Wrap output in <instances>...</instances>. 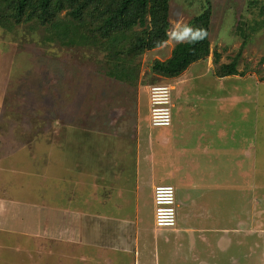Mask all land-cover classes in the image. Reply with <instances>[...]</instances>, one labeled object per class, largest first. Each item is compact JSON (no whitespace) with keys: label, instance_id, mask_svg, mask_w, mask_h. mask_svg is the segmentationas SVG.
Segmentation results:
<instances>
[{"label":"rangeland","instance_id":"obj_1","mask_svg":"<svg viewBox=\"0 0 264 264\" xmlns=\"http://www.w3.org/2000/svg\"><path fill=\"white\" fill-rule=\"evenodd\" d=\"M209 3L211 55L155 75ZM261 7L172 0L170 38L137 60V87L106 76L89 48L45 45L32 21L0 26V264H264ZM237 57L240 74L216 76ZM154 84L175 96L168 127L150 125ZM163 184L181 232L154 225Z\"/></svg>","mask_w":264,"mask_h":264},{"label":"trees","instance_id":"obj_2","mask_svg":"<svg viewBox=\"0 0 264 264\" xmlns=\"http://www.w3.org/2000/svg\"><path fill=\"white\" fill-rule=\"evenodd\" d=\"M171 1L0 0V26L12 30L16 25L32 21L33 29L44 30L45 45L89 48L106 76L137 87L140 78L137 60L149 51L162 48L170 38ZM250 1L261 3L264 13V0ZM211 21L209 3L192 19L188 40L176 45L168 60H155L152 72L160 78L175 79L193 64L206 60L212 53ZM214 57L218 63L220 54L215 52ZM238 74V57L222 64L216 72L219 78Z\"/></svg>","mask_w":264,"mask_h":264},{"label":"built area","instance_id":"obj_3","mask_svg":"<svg viewBox=\"0 0 264 264\" xmlns=\"http://www.w3.org/2000/svg\"><path fill=\"white\" fill-rule=\"evenodd\" d=\"M150 125L153 128L168 127L173 120L175 96L169 85L154 84L150 87ZM176 188L173 185H158L154 189L155 226L159 229L176 228Z\"/></svg>","mask_w":264,"mask_h":264},{"label":"crops","instance_id":"obj_4","mask_svg":"<svg viewBox=\"0 0 264 264\" xmlns=\"http://www.w3.org/2000/svg\"><path fill=\"white\" fill-rule=\"evenodd\" d=\"M161 79H164V78H161ZM166 140H165V138H164V142H165ZM165 144V143H164ZM137 153H138V150H137ZM139 160V159H138ZM153 170V169H152ZM154 188V187H153ZM154 190V189H153ZM153 202H154V200H153ZM177 205H178V203H177ZM177 208H178V206H177ZM120 208H118V210H119ZM105 216V215H104ZM111 220H112V218H111ZM178 221V220H177ZM155 222V221H154ZM111 223H112V221H111ZM154 225H155V223H154ZM156 227V226H155ZM175 229V231H179V232H181L180 231V229L178 228V224H177V227L176 228H174ZM157 230H160V229H157ZM181 230H183V232H182V234L180 235V237H182L183 236V234H185L186 232H195V233H201V232H203V231H205L204 229H201V230H198L197 228H188V229H181ZM207 231V230H206ZM216 231L219 233V234H221L220 235V237L221 236H225L224 234L226 233V234H228V233H239L240 235L242 234H244V232L245 231H243V230H239V229H237V230H235L236 232H229V231H226L225 229H220V230H218V229H216ZM137 237V234L135 235V243L138 241V238H136ZM230 238V237H229ZM198 241H199V239H198ZM226 241H222L221 239H219V244H221V243H225ZM229 242H231V240L229 239ZM102 246H104V245H102ZM129 246L130 245H127V246H125L124 248H122L123 250H125V248H129ZM99 247H100V245H99ZM104 247H106V249H107V247H108V244H106ZM104 247H102V248H104ZM111 247H109L108 249H110ZM121 249V248H120ZM137 249H138V247H136V254H137ZM113 250V252H114V254L116 253V249H112ZM125 251H128V250H125ZM115 256V255H114ZM158 264V263H157Z\"/></svg>","mask_w":264,"mask_h":264}]
</instances>
